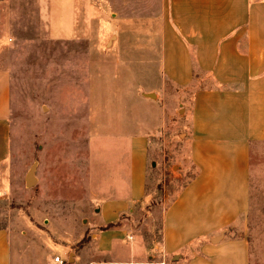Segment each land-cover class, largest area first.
I'll return each mask as SVG.
<instances>
[{"label":"rangeland","instance_id":"1","mask_svg":"<svg viewBox=\"0 0 264 264\" xmlns=\"http://www.w3.org/2000/svg\"><path fill=\"white\" fill-rule=\"evenodd\" d=\"M151 2L0 0V65L10 72L12 97V151L0 169V227L22 237L15 239L22 264H58V255L64 264H110L99 251L90 255L89 247L104 223L118 221L119 204L99 214L96 208L113 184L110 156L120 161L128 124L130 130L139 119L135 101L124 100L155 98L162 90L152 64L157 56H145L141 70L138 56L126 54L137 42L128 34L158 32V20L149 17L158 14L159 4ZM143 15L150 21L138 19ZM181 102L176 122L151 138L146 193L124 215L146 246L144 260L134 264H180L181 256L163 257L157 246L166 207L197 171ZM31 170L34 185L28 183ZM240 223L236 233L248 239L250 264H264V141L251 147L250 206ZM105 232L100 240L107 244L127 233L113 227Z\"/></svg>","mask_w":264,"mask_h":264},{"label":"crops","instance_id":"2","mask_svg":"<svg viewBox=\"0 0 264 264\" xmlns=\"http://www.w3.org/2000/svg\"><path fill=\"white\" fill-rule=\"evenodd\" d=\"M157 1L158 14L149 18L158 20V32L128 34L137 42L126 54L138 56L141 70L147 68L145 56H157L152 64L162 90L155 98L124 100L135 101L139 119L130 130L128 124L120 161L110 156L113 184L96 208L99 214L119 204L114 215L120 225L113 228L124 229L126 237L102 243L106 230H98L89 253H103L110 264L144 260L146 246L132 235L124 215L146 193L151 138L176 122L182 99L179 111L197 171L166 207L157 248L163 257L181 256L180 264H250L248 239L236 232L250 206L251 147L264 141V0ZM138 19L150 21L147 15ZM194 84L199 87L192 90ZM11 101L10 72L0 65V169L12 151ZM15 239L22 241L11 228L0 227V264H22Z\"/></svg>","mask_w":264,"mask_h":264},{"label":"trees","instance_id":"3","mask_svg":"<svg viewBox=\"0 0 264 264\" xmlns=\"http://www.w3.org/2000/svg\"><path fill=\"white\" fill-rule=\"evenodd\" d=\"M118 225H120V221L111 222V223H108L105 226H103L102 230H106V229H109L111 227L118 226Z\"/></svg>","mask_w":264,"mask_h":264},{"label":"water","instance_id":"4","mask_svg":"<svg viewBox=\"0 0 264 264\" xmlns=\"http://www.w3.org/2000/svg\"><path fill=\"white\" fill-rule=\"evenodd\" d=\"M32 173H33V170H31L30 172H29V174H28V183L30 184V185H34V179L32 178ZM176 257H177V255H176Z\"/></svg>","mask_w":264,"mask_h":264},{"label":"built area","instance_id":"5","mask_svg":"<svg viewBox=\"0 0 264 264\" xmlns=\"http://www.w3.org/2000/svg\"><path fill=\"white\" fill-rule=\"evenodd\" d=\"M55 262L58 264H64L65 260L60 255L55 257Z\"/></svg>","mask_w":264,"mask_h":264}]
</instances>
